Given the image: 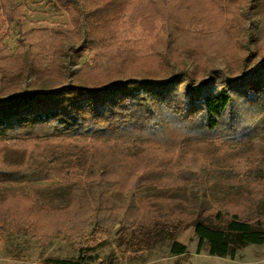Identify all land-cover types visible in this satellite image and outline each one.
Masks as SVG:
<instances>
[{
    "label": "rangeland",
    "instance_id": "rangeland-1",
    "mask_svg": "<svg viewBox=\"0 0 264 264\" xmlns=\"http://www.w3.org/2000/svg\"><path fill=\"white\" fill-rule=\"evenodd\" d=\"M89 10L84 0H73L67 5L57 0H12L8 7L0 3V80L14 79L13 70L22 61V76L17 77L22 90L45 91L67 81L87 85L94 73L100 76V66H109L104 64L109 60L117 65L99 84L132 76L168 79L183 69L187 80L199 85L203 81L214 82L218 76H240L264 61V0H111L103 7L100 23L88 17ZM100 25V32L110 29L115 35V46H105L99 40V32L93 27ZM101 55H105L103 62ZM242 103L237 104L242 125L231 132L237 136L223 139L225 157L238 166L247 157L264 161V103ZM218 133L228 132L220 129ZM193 134H182L183 142L178 145L183 154L180 167L186 166L189 159L194 166L201 162L210 164L209 155L215 154L216 160L215 156L220 154L213 143L217 138ZM147 139L144 136L142 140L149 142ZM150 142L153 148L163 146L156 139ZM116 183L107 178L81 182L0 181L2 202L13 205L25 216L40 219L39 235L22 228L8 232L0 229V264H58L55 260H76L79 246L61 227L64 217L70 219L66 211L70 205L94 210L119 209L155 204L159 197H164L168 203L159 205L168 207L170 213L175 211L171 208L173 198L179 208L200 212L218 207L217 201L229 206L253 192L252 208H245L244 212L264 219V180L262 185L245 182L253 186L251 190L245 185L205 182L202 176L163 189L135 187L134 178ZM33 204L53 211L52 215L33 212ZM79 213L83 219L84 211ZM120 227V221H116L105 234L90 231L87 241L94 247L83 264H264V242L247 243L235 258L210 255L194 225H189L177 231L176 240L185 249L174 254L169 237L150 248L121 247L117 235Z\"/></svg>",
    "mask_w": 264,
    "mask_h": 264
},
{
    "label": "trees",
    "instance_id": "trees-1",
    "mask_svg": "<svg viewBox=\"0 0 264 264\" xmlns=\"http://www.w3.org/2000/svg\"><path fill=\"white\" fill-rule=\"evenodd\" d=\"M11 1L0 3L8 7ZM57 1L67 5L73 0ZM110 1L84 0L90 7L88 17L100 23L103 7ZM93 28L105 46L116 45L110 29L102 33L101 25ZM104 56L100 61H104ZM108 63L109 66L98 67L100 76L94 73L87 85L67 81L45 91L22 90L17 81L22 76V61L13 70L14 79L0 80V181L81 182L107 178L125 183L134 178L135 187L163 189L202 176L205 182L245 185L250 190L253 186L245 182L263 184L264 161L247 157L244 164L235 165L224 155L223 139H234L237 134L231 132L242 125L237 104L264 103V61L240 76H218L214 82L203 81L199 85L188 81L183 69L168 79L132 76L99 84L117 65L116 61L104 62ZM220 129L228 133L220 134ZM193 132L203 138H217L213 143L220 154L215 156L216 160L215 154L209 155L210 164L201 162L194 166L189 159L186 166L180 167L183 154L178 145ZM6 136L15 141L8 142ZM144 136L149 142L142 140ZM151 139L163 148H153ZM154 152L160 157H154ZM247 175V179H241ZM252 193L229 206L217 201L218 207L200 212L179 208L173 198L171 208L175 211L170 213L168 207L159 205L168 203L164 197H159L155 204L119 209L85 210L70 205V211L66 209L70 219L64 217L61 227L77 242L79 256L76 260L55 261L83 264L94 247L87 241L89 232L105 234L116 221L121 223L117 234L121 247L150 248L169 237L173 240L172 252L179 254L185 248L176 240L177 231L194 225L210 255L235 258L247 243L264 242V219L244 212L245 208H252ZM33 208L35 213H44L42 216L53 212L38 204H33ZM22 213L0 200V229L8 232L22 228L39 235L40 219Z\"/></svg>",
    "mask_w": 264,
    "mask_h": 264
}]
</instances>
